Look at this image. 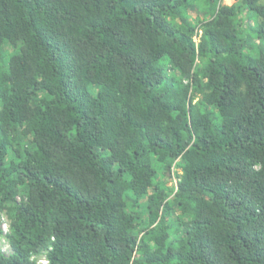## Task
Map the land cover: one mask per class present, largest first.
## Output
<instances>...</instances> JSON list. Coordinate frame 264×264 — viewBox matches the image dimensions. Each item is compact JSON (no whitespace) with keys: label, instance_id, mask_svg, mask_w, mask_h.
Returning <instances> with one entry per match:
<instances>
[{"label":"trees","instance_id":"trees-1","mask_svg":"<svg viewBox=\"0 0 264 264\" xmlns=\"http://www.w3.org/2000/svg\"><path fill=\"white\" fill-rule=\"evenodd\" d=\"M263 43L264 0H0V264H264Z\"/></svg>","mask_w":264,"mask_h":264},{"label":"rangeland","instance_id":"rangeland-1","mask_svg":"<svg viewBox=\"0 0 264 264\" xmlns=\"http://www.w3.org/2000/svg\"><path fill=\"white\" fill-rule=\"evenodd\" d=\"M224 1H225L226 3L231 4V3H233L235 0H224ZM191 14H192V16H195V15H196V12L193 11ZM248 25H249V27L251 26L250 23H248ZM247 30H248V32H247V34H248V33L250 32V31H249V28H248ZM251 34H253V33H251ZM252 40H256L257 42L259 41V40L255 37V34L252 35ZM262 46H264V43L262 44ZM176 180H177V177H175V179L172 178L171 180L168 181V184H169V185H175V184H176ZM2 221H3L2 224H3V226L5 227V228H4V231H5V229H7L8 226H9V220L7 219L6 216H4V217H2ZM0 248H1L6 254H8V253L11 252V247H10L8 241L6 240V238H4V237H0Z\"/></svg>","mask_w":264,"mask_h":264},{"label":"clouds","instance_id":"clouds-1","mask_svg":"<svg viewBox=\"0 0 264 264\" xmlns=\"http://www.w3.org/2000/svg\"><path fill=\"white\" fill-rule=\"evenodd\" d=\"M197 40H198V38H197ZM8 230H9V226H8L7 229H5V233L8 232ZM0 249H1V248H0ZM1 250H2V249H1ZM2 251H3V250H2ZM3 252H4V251H3ZM38 261H39L40 263H42V264H47V263H48V259H47V257H46L45 255L40 256L39 259H38Z\"/></svg>","mask_w":264,"mask_h":264}]
</instances>
